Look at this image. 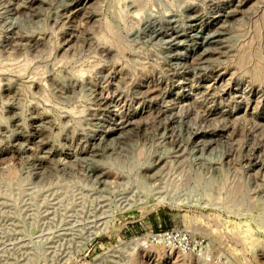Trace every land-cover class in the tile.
<instances>
[{
    "label": "rangeland",
    "instance_id": "obj_1",
    "mask_svg": "<svg viewBox=\"0 0 264 264\" xmlns=\"http://www.w3.org/2000/svg\"><path fill=\"white\" fill-rule=\"evenodd\" d=\"M0 264H264V0H0Z\"/></svg>",
    "mask_w": 264,
    "mask_h": 264
},
{
    "label": "built area",
    "instance_id": "obj_2",
    "mask_svg": "<svg viewBox=\"0 0 264 264\" xmlns=\"http://www.w3.org/2000/svg\"><path fill=\"white\" fill-rule=\"evenodd\" d=\"M148 243L149 246H162L182 256H192L203 262H210L212 259L209 245L204 239L191 238L182 231H162L152 235Z\"/></svg>",
    "mask_w": 264,
    "mask_h": 264
},
{
    "label": "bare ground",
    "instance_id": "obj_3",
    "mask_svg": "<svg viewBox=\"0 0 264 264\" xmlns=\"http://www.w3.org/2000/svg\"><path fill=\"white\" fill-rule=\"evenodd\" d=\"M168 250L173 251V250H171V249H168Z\"/></svg>",
    "mask_w": 264,
    "mask_h": 264
}]
</instances>
